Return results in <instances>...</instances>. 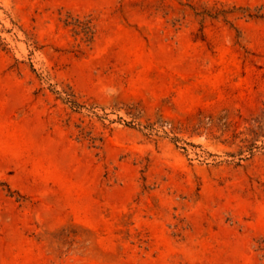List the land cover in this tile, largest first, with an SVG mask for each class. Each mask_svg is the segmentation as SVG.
Segmentation results:
<instances>
[{
  "label": "rangeland",
  "instance_id": "374dc122",
  "mask_svg": "<svg viewBox=\"0 0 264 264\" xmlns=\"http://www.w3.org/2000/svg\"><path fill=\"white\" fill-rule=\"evenodd\" d=\"M0 264H264V0H0Z\"/></svg>",
  "mask_w": 264,
  "mask_h": 264
},
{
  "label": "trees",
  "instance_id": "16d2710c",
  "mask_svg": "<svg viewBox=\"0 0 264 264\" xmlns=\"http://www.w3.org/2000/svg\"><path fill=\"white\" fill-rule=\"evenodd\" d=\"M219 14V13H217ZM225 14V11L224 13ZM249 17H254V18H261L263 15L261 14H256V13H248ZM67 24H72L73 25V29H75L76 32L79 33H83L86 37H88L89 35H91V37L93 36V31H92V26L90 25V21L86 20V21H81L78 18H76L73 22H68ZM71 102V101H70ZM72 104H76V103H72Z\"/></svg>",
  "mask_w": 264,
  "mask_h": 264
}]
</instances>
